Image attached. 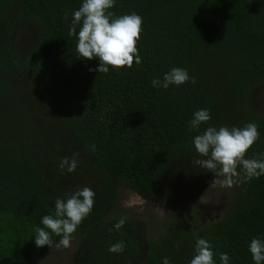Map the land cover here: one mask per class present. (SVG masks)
Segmentation results:
<instances>
[{"label":"trees","instance_id":"16d2710c","mask_svg":"<svg viewBox=\"0 0 264 264\" xmlns=\"http://www.w3.org/2000/svg\"><path fill=\"white\" fill-rule=\"evenodd\" d=\"M82 2L0 0V264H50L32 257L49 248L35 245L34 229L54 216L57 198L84 186L94 190V205L63 264H162L165 257L188 264L198 237L212 245L215 264L221 253L229 264H255L248 245L264 239V175L243 180L238 168L242 182L225 211L204 223L195 208L179 209L148 233L147 220L116 205L121 185L176 204L213 176L193 163V137L208 126L255 122L259 139L246 158L264 153L256 99L264 87V0H115L116 16L142 17V63L108 73L89 71L99 61L79 57L68 35ZM173 67L195 83L151 86ZM200 109L211 119L189 131ZM75 152L76 170L60 169ZM51 238L55 247L61 237ZM119 241L124 251L110 253Z\"/></svg>","mask_w":264,"mask_h":264},{"label":"clouds","instance_id":"9594fccd","mask_svg":"<svg viewBox=\"0 0 264 264\" xmlns=\"http://www.w3.org/2000/svg\"><path fill=\"white\" fill-rule=\"evenodd\" d=\"M115 5V0H83L78 10L72 12L71 25L68 35L77 38L76 50L79 57L99 61L98 66L89 71L108 73L109 67L120 69L131 68L133 63H142L138 54L137 41L142 32V17L135 12L116 16L109 11ZM68 18V12L64 13ZM79 31L77 32V26ZM188 81L195 83V77L189 76L186 69L173 67L163 74V78H153V88L167 89L170 85H182ZM211 119L208 109H200L193 113V118L188 122V130H199L202 123ZM259 139L258 125L249 122L243 127L208 126L203 132L193 137V145L199 158H194L193 163L215 176V184L221 187H232L243 180H251L264 175V153L255 154L252 158H246L248 149ZM95 146L93 145V150ZM78 152L72 157H62L59 168L67 173H72L78 167ZM216 177H223L217 179ZM95 192L88 186H84L71 193L66 200L57 198L55 201V213L42 217L44 227L34 229V243L37 247L47 245L53 247L52 234L61 237L55 243L56 248H68L71 246L73 234L84 218L92 211ZM143 203V201H139ZM126 217L114 224L119 230L125 223ZM46 229L50 231H46ZM112 229H109L111 231ZM125 242L119 241L108 248L110 253H121L125 249ZM248 250L255 264L264 262V239L253 238ZM212 245L204 238H196L194 252L188 264H215ZM220 264H229L227 253L220 254ZM162 264H170L165 257Z\"/></svg>","mask_w":264,"mask_h":264},{"label":"rangeland","instance_id":"374dc122","mask_svg":"<svg viewBox=\"0 0 264 264\" xmlns=\"http://www.w3.org/2000/svg\"><path fill=\"white\" fill-rule=\"evenodd\" d=\"M256 99L258 108L262 110L264 108V87L258 91ZM214 178L213 175L194 184L189 188L185 197L176 204L146 197L129 186L121 185L119 186L116 208L120 212L131 213L141 220H147L148 233L155 230L160 224H164L171 214L179 209L195 208L200 215L201 222L204 223L223 214L235 188L234 185L221 187L215 184ZM216 178L223 179V177ZM139 201H143V203H139ZM76 242L77 239L73 236L70 247L37 250L32 257L38 262L42 260L41 262L50 264H63L74 254L77 247Z\"/></svg>","mask_w":264,"mask_h":264}]
</instances>
